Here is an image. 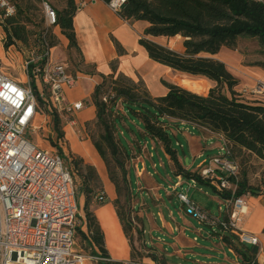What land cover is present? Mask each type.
Here are the masks:
<instances>
[{"label":"trees","instance_id":"obj_1","mask_svg":"<svg viewBox=\"0 0 264 264\" xmlns=\"http://www.w3.org/2000/svg\"><path fill=\"white\" fill-rule=\"evenodd\" d=\"M10 1L16 6V13L3 17L0 21L5 33L6 50L13 44L21 42L27 49L36 48L41 52L44 39H48L52 48L57 45V37L52 30L47 32L44 18L40 23L37 22L33 0H25L26 3L24 0ZM46 1L56 10L57 25L69 41L67 52L69 62L66 61V66L68 71L74 74L70 68L71 61L78 65L79 59L80 64L84 66L74 27L76 0H64L61 8H57L50 0ZM103 1L109 3L112 0ZM0 14L3 16L2 12ZM119 15L124 20L143 21L148 24L139 38V44L146 50L151 60L181 74L206 79L214 85L207 95H202L163 80L168 91L166 94L156 96L142 80L135 82L118 73L117 61L111 63L112 73L102 75V81L95 86L91 95V101L96 107V122L102 131L100 140L92 141L116 185L118 198L115 205L124 232L130 239L131 260L125 263L110 259L102 229L89 210L92 194L97 199L98 194L104 192L102 187L98 186L99 191L96 194L95 189L90 186L93 182L98 185L99 177L93 166L85 164L83 159L70 151L69 158H66L79 174L86 195V231L78 225L76 237L79 233L84 247L89 254L98 258L96 261L100 264H143L141 261L143 257H150L157 264H164L155 252L150 249L146 251L147 247L142 241V230L134 224L133 210L130 207L132 195L128 169L123 159L126 156L128 163L130 155L117 135L116 119L117 116H123L116 110L117 103L120 101L126 111L137 116L144 132L156 140L170 156L176 176L181 175L185 179L200 183L206 182L198 171L185 169L180 161L169 133V121L172 120L189 123L222 135L230 149L231 158L238 161L240 168L244 166V169L240 170L238 188L234 196L240 197L248 193L264 195L260 187L249 183L246 173L249 170L247 161L251 157L264 160V101L248 100L238 92L236 88L240 80L230 72L225 62L216 58L223 48L236 49L240 37L257 38L264 46V6L249 0H126ZM176 36L183 39L182 51L156 41V38L163 37L169 40ZM115 45L118 52L124 54L121 44L116 40ZM73 53L76 56H73ZM83 72L95 73L91 66H84ZM61 121L62 119L55 114V130L58 138L63 141L65 133ZM55 146L58 147V144ZM58 150L63 152L61 147H58ZM106 152H109L117 164L120 177L117 178L111 173ZM215 190L223 200L232 197L231 191H220L216 188ZM234 236L238 238L236 234ZM226 238L230 239L228 236ZM135 241H138L139 247L135 246ZM235 251L240 256L242 264H260L256 248L240 241V245L235 246Z\"/></svg>","mask_w":264,"mask_h":264},{"label":"crops","instance_id":"obj_2","mask_svg":"<svg viewBox=\"0 0 264 264\" xmlns=\"http://www.w3.org/2000/svg\"><path fill=\"white\" fill-rule=\"evenodd\" d=\"M82 1H85L86 5L77 9L74 17V27L78 44L82 51L84 66H91L95 73L88 74L86 72L77 71L73 74L69 72L73 75H80V78L74 87L66 89V95L70 101H82L84 107L75 114L73 123L68 121L63 122V131L65 133L64 145H68L70 151L83 159L85 164L91 165L96 169V173L99 177L98 185L93 182L90 186L95 189L94 193L96 194L99 191L98 186L102 187L106 196L104 201L99 202L92 194L89 210L96 217L102 229L105 248L110 259L112 261L128 263L131 260L132 246L130 239L124 232L123 224L115 205V200L118 198L116 185L111 180L106 163L94 146L92 139L86 135V125L97 120L96 107L91 101V95L95 86L102 81V75H109L112 73L111 63L113 61H117L118 73L126 75L135 82L142 80L151 93H153L152 83H155V85L158 86L157 88L166 94L168 88L163 84L161 75L167 67L151 60L146 50L139 44V38L148 25L146 22H131L122 19L119 13L115 12L108 3L103 0H76L77 6ZM53 31L54 35L59 40V45L53 48L52 57L54 60L58 61L53 56V51L61 47L65 54L64 59H66L69 41L60 32L58 26L55 27ZM178 37L181 38V36H176L174 38ZM163 39L165 38H156V41L160 42V40ZM115 40L121 44L124 54L118 52ZM169 40H173V38ZM169 47L172 48L171 46ZM223 52L222 50L216 55V58L225 62L226 65L229 64L235 67L234 69L228 67V69L240 80V85L236 88L238 92L242 93L252 88L256 80L264 75V73L254 72V74H252L246 73L241 69L239 70L233 63H230L221 56ZM74 55L76 56V54L73 53V56ZM59 62L66 65L65 60ZM137 73L141 76L140 79ZM81 80H86L90 83V89L87 93L80 92V90H82L81 85H79ZM198 82L206 84V90H208L209 83L207 81L203 80ZM211 88H209V90ZM207 94L204 93L202 95ZM243 95L253 100L264 101V95H248L246 93ZM42 121L43 123L47 122V120L44 121V119H42ZM138 129L142 136L149 139V141L146 139L144 144H142L136 134L132 130H129L133 142L128 141V145L131 149V153H128L131 157L126 167L128 169V179L132 195L130 207L137 216L136 220H134V224L142 230V241L147 247L146 251L150 249L152 252H155L159 255L164 264H242L240 256L235 251V246H237L235 241L231 238H226L227 232H231L233 235L234 233L222 228L218 223L219 221L228 219L227 209H225L224 214L214 216L211 213V209L208 208L211 204L205 203L204 205L191 199L201 209L209 213L212 218L216 220V223L202 222L187 215L184 205L178 198V193H185L188 195L185 185L188 183L189 187L195 188L197 181L194 182L190 179H185L181 175L176 176L174 174L173 162L164 150L165 156L168 158L171 172L177 181L166 188V195L171 199V202L163 198L161 191L164 187L159 184V181L155 178L156 174L150 172V166L145 158L147 156L151 160L153 167H158L157 164L153 162L155 156L153 150L157 149L159 143L150 138L144 130L141 128ZM170 130L176 137L179 134L186 136L189 143V154L193 158L190 160L186 153L183 152L184 157H187V163H185L184 158L179 154L178 156L185 169L192 172H199L202 167L208 166L211 159L208 150L219 151L223 143L222 135L211 133L203 128L185 122L169 121V131ZM252 159V162H258V168L262 171L264 169V160L258 159L256 162L255 157ZM242 169H244V166L241 167V170ZM246 173L249 183L253 186L260 187L261 191H264V179L251 170H248ZM133 174L137 184L136 190L141 194L144 191V194L148 192L153 199L156 209L145 200L143 202L136 200L134 196L135 188L131 179ZM166 177L168 180H172L169 174ZM141 178L144 179L145 184L140 182ZM79 180L81 182L79 194L78 190H76L80 217L79 225L86 231V195L84 192V184L81 179ZM206 182L210 183L207 180ZM177 183H179V185L176 186L175 184ZM95 185L97 187H95ZM78 195L80 198H78ZM173 198L177 200L176 206L174 205V201H172ZM210 198L211 201L223 200L219 194L216 197ZM245 198L247 208L238 226L242 231L258 236L264 249V195H253L248 193L245 195ZM221 209L222 208H220V210ZM134 243L135 246L139 247L138 241ZM86 255L88 257L92 256L91 254ZM257 258L260 264H264V250L262 253L257 254ZM141 261L143 264H157V262L150 257H143ZM86 264L100 263L96 260L88 259Z\"/></svg>","mask_w":264,"mask_h":264},{"label":"built area","instance_id":"obj_3","mask_svg":"<svg viewBox=\"0 0 264 264\" xmlns=\"http://www.w3.org/2000/svg\"><path fill=\"white\" fill-rule=\"evenodd\" d=\"M249 1L264 6V0ZM125 2L112 0L108 5L119 13ZM43 3L46 30L54 34L56 10L48 1ZM84 5L85 1L80 2L77 9ZM1 12L2 20L14 15L16 6L10 0H0ZM52 50L48 39H44L41 52L28 50L23 65L25 82L6 72L0 60V264H86L88 259L98 260L75 248L78 205L71 169L59 153L51 154L26 137L28 131L35 133L41 127L38 119L54 122L56 114L73 123L75 114L84 107L82 101H70L65 92L75 86L80 75L69 73L64 63L54 60ZM243 92L264 95V75ZM222 139L219 154L199 174L216 189L231 191L232 197L224 199L228 220L218 223L260 254L264 249L259 237L238 226L247 208L245 195L234 196L241 168ZM178 198L187 215L216 223L187 194L178 193ZM97 199L104 201V192Z\"/></svg>","mask_w":264,"mask_h":264},{"label":"rangeland","instance_id":"obj_4","mask_svg":"<svg viewBox=\"0 0 264 264\" xmlns=\"http://www.w3.org/2000/svg\"><path fill=\"white\" fill-rule=\"evenodd\" d=\"M52 4H54L57 8H61L64 5V0H50ZM44 1L38 2L33 0L32 4L35 5L34 6V12L37 15V22L40 23L41 19L44 18V25L46 27V20H45V8H44ZM24 3L25 0H24ZM29 27H33L32 25H29ZM5 40V33L3 30V27L0 25V60L2 61L4 67H5V71L8 72L9 74H11L14 78L25 82L27 80V77L24 73V68L23 65L27 59L28 56V50L26 48L25 45H23V43L18 42L15 44V47L11 49L10 53L8 52V49L6 50L4 48V41ZM182 37L181 38H173V40H160V42L162 44H168L169 46H171L172 48L176 49V50H182L183 46H182ZM59 45V40L57 38V45ZM54 48V47H53ZM223 53L221 54L222 57H224L225 59H227L230 63H233L236 68H238L239 70H243L246 73H252L254 74V72H259V73H264V46L260 43V41L257 38H250V37H240L237 43V47L236 49H229V48H223ZM64 51L61 47H58L57 49H55L53 51V56L58 60V61H67L69 62V58L64 59ZM66 56H67V52H66ZM65 56V57H66ZM72 62V63H71ZM70 62V68L71 70L74 72V74L78 71V72H83L84 66L80 64V61L78 59V65H75L73 61ZM227 67H231V68H235L234 66H230L229 64L227 65ZM238 71V70H237ZM138 78L140 79L141 76L137 73ZM178 77H185V78H191L194 79L196 81H207L209 83L208 85V90L202 92L201 94L204 93H208L209 88H211L214 84L206 79L200 78V77H192L189 75H185V74H181L179 72L173 71L169 68H166V70L164 71V73L161 75L162 80L174 83L176 85V79ZM152 90L154 95H163V91L159 90L155 85V83H152ZM79 85H81V89L80 92H84L87 93L90 89V83L87 82L86 80H81L79 82ZM240 85V84H239ZM238 85V86H239ZM181 86V85H179ZM183 87V86H181ZM245 92H242V94H244ZM248 94V93H246ZM249 95V94H248ZM247 98V97H246ZM248 100H253L251 98H248ZM117 112H120L123 116L119 117L117 116L116 119V125H117V135H119L122 144L127 148L128 152L131 153V149L128 145V141L133 142L132 139V135L131 132L129 130H132L137 138L139 139V141L144 144L145 140L147 138H144L142 136V134L140 133L138 128H141L143 130V125L140 121V119L133 115L132 113L126 111L122 105V103L119 101L117 103V107H116ZM126 113V114H125ZM64 120L61 121V124L63 125ZM37 124L40 125L41 127L39 129L36 130L35 133H32L30 131L27 132L26 137L34 142L35 144H37L40 148L44 149V150H48L51 154L54 153H59L63 159L66 165H68V167L71 169L73 177H74V181H75V186H76V190H78V194H79V188L81 185L80 182V178H79V174H77L76 170L74 169V166L72 165V163H70V161L67 159L70 156V148L68 145H64V142L62 145H59V141L60 139L58 138L57 132L55 130V123L53 122V120H47V124L43 123L42 119H38L37 120ZM101 128L97 125V122H93V123H88L86 125V135L88 137H90L93 141L94 140H100V135H101ZM170 136L172 138V144L174 146V148L178 151V154L184 158L185 163H187V157H184L183 152L186 153V155L190 158V160H192V156L189 154V143L188 140L186 138L185 135L183 134H179L177 137L173 134V132L170 130L169 131ZM149 141V139H147ZM64 141V140H63ZM56 143L58 144V147H61L63 152H59L58 147L55 146ZM134 145H136L135 143H133ZM107 151V150H106ZM106 160H107V164H109V169L111 171L112 174H114L117 178L120 177V171L117 168V164L115 163V161L113 160V158L111 157V155L109 154V152H106ZM153 154L154 159L153 162L155 164H157V168L153 167V164L151 162V160L146 156L145 158L147 159L148 165L150 166V172L151 173H155L156 176L155 178L159 181V184L163 185V189H162V196L165 200H167L168 202H171L170 198L166 195V188L169 185H173L177 180L176 178L173 176L170 166H169V162H168V158L165 156V153L163 151V149L158 145L157 149L153 150ZM208 154L211 156V158L217 156L219 154V151L217 150H208ZM67 157V158H66ZM131 156L128 157V160L130 159ZM125 159V163H127V158L126 156L123 158ZM252 157L247 161V167L249 170L253 171L255 174H259V176L261 178L264 179V169L261 171L258 167V159H255V161L257 163L252 162ZM171 176L172 180H168L167 179V175ZM258 176V177H259ZM257 177V179H258ZM132 182H133V186L135 188V198L137 201H141L143 202L144 200L146 202H148L152 207H154V203H153V199L151 197V195L145 191L141 193H139L136 189H137V184H136V179L134 174L132 175ZM140 182L142 184H145V181L143 178L140 179ZM186 186V192L188 193V197L190 199L196 200L198 203L200 202V204H211L208 208L211 209V213L214 216H219L224 214L225 209H226V205L225 202L222 201H211L210 197H216L218 195V192L215 190V187L212 183H200L197 182L195 185V188L189 187L188 183L185 185ZM189 188V189H188ZM123 193V191H122ZM154 193V192H153ZM78 198H80V196L78 195ZM122 200L124 201L123 197ZM174 201V205L176 206V198H173ZM220 208H222L220 210ZM132 209V208H131ZM154 209H156L154 207ZM133 218L136 220V214H134L133 211ZM192 217V216H191ZM194 218V217H192ZM196 219V218H194ZM79 221H80V217H79V209H78V214H77V222L79 225ZM228 237H230L231 239H233L235 241L236 245H240V241L238 238H236L231 232H227L226 234ZM75 248L77 250L82 251L84 254H89V251L84 247V245L81 242V236L78 233L77 237H76V245Z\"/></svg>","mask_w":264,"mask_h":264},{"label":"bare ground","instance_id":"obj_5","mask_svg":"<svg viewBox=\"0 0 264 264\" xmlns=\"http://www.w3.org/2000/svg\"><path fill=\"white\" fill-rule=\"evenodd\" d=\"M177 84L185 87L186 89H189L193 92H197V93H202L206 90L207 85L202 83V82H198L195 81L193 79H189V78H185V77H178L176 79Z\"/></svg>","mask_w":264,"mask_h":264}]
</instances>
